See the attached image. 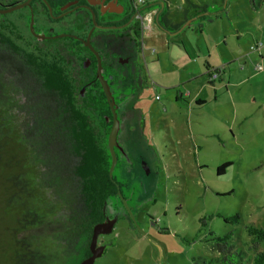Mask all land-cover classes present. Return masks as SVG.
I'll list each match as a JSON object with an SVG mask.
<instances>
[{
  "label": "rangeland",
  "instance_id": "374dc122",
  "mask_svg": "<svg viewBox=\"0 0 264 264\" xmlns=\"http://www.w3.org/2000/svg\"><path fill=\"white\" fill-rule=\"evenodd\" d=\"M119 1L129 4V0ZM133 1L140 6L135 16L138 23L153 22L155 30L143 24L134 34L120 25L102 30L107 36L101 38L99 49L89 41L100 56L101 74L118 120L116 161L110 171L117 191L103 201L102 222L110 230L98 234L96 245L104 251L93 264H219L215 237L229 232L228 245L245 252L234 264H249L253 249L244 227L264 226V107L253 100L257 83L250 77L256 65L264 67L254 50L259 45L252 41L260 29L258 40L264 44V24L256 23L264 20V9L253 13L250 0ZM191 1L201 5L197 13L206 10L210 14L198 18L190 14L184 20L183 10L195 9ZM146 3L153 8L143 12ZM156 7L161 11L158 21L153 20ZM24 12L0 14V19L15 26L14 33L9 28H0V32L17 44L16 36L23 40L27 36ZM84 15L76 32L81 40L93 21ZM163 16L184 21L176 27L161 21ZM160 29L166 34L165 42ZM70 30L65 27L61 33ZM196 30L202 32L199 38ZM140 32L144 33L142 40ZM198 39L206 43L210 60L193 51ZM71 42L62 37L49 46L64 45V51L34 54L62 68L73 86L76 106L89 117L97 145L107 156V106L97 93L101 85L94 83L96 73L82 60L87 54L85 46L91 49L84 42L74 46ZM114 46L118 50L110 52ZM156 57L160 72L152 64L149 67ZM204 60L220 63L223 80L216 90L205 79L182 81L191 67L195 75L203 72ZM216 91L220 99L213 101ZM195 97L210 101L197 111ZM223 164H227L224 171L217 173ZM235 213L238 222L224 221ZM257 249L264 250V240Z\"/></svg>",
  "mask_w": 264,
  "mask_h": 264
},
{
  "label": "trees",
  "instance_id": "16d2710c",
  "mask_svg": "<svg viewBox=\"0 0 264 264\" xmlns=\"http://www.w3.org/2000/svg\"><path fill=\"white\" fill-rule=\"evenodd\" d=\"M161 21L171 23L164 16ZM73 92L56 61L28 53L0 32V264H80L92 254L103 201L117 183L108 175L110 154L97 145ZM97 93L107 106L109 130L112 114L101 87ZM223 219L236 223L239 215ZM244 228L253 249L249 264H264V250L257 249L264 226ZM230 236L215 237L219 264L245 255L228 245Z\"/></svg>",
  "mask_w": 264,
  "mask_h": 264
},
{
  "label": "flooded vegetation",
  "instance_id": "af4514ba",
  "mask_svg": "<svg viewBox=\"0 0 264 264\" xmlns=\"http://www.w3.org/2000/svg\"><path fill=\"white\" fill-rule=\"evenodd\" d=\"M26 1L27 0H0V9H6L20 4H24ZM81 1L82 0H28L27 4H24L22 7L17 8L25 10L22 16H25L27 21V36L26 39L23 40L18 35L16 38H18L17 40L20 42V44H16L28 53L34 54L41 53L46 50L48 51V49H51L54 52L58 53L64 51V48H66L64 45L60 46L57 44H53L49 46L53 40L58 41L61 40L62 37L71 39V46H74L75 43H77L78 41L84 42V40H81L80 36L77 35L76 32L78 26H80V24L85 20L84 14L86 13L87 16L90 15L91 17L89 10L92 11L94 15V20L97 25L101 26H120L125 24L129 20V18L134 15L126 27H129L133 31V33H135V30L139 29L138 19L136 18H138L137 12L139 13L140 6L134 3L133 0H129L128 5L124 2H120L119 0H84V2ZM82 5L88 6L89 10L81 7ZM49 8L51 12H49ZM92 25L93 24L90 19V26ZM65 27H70L71 30L64 31L63 33H61ZM0 28H9L11 32L14 33L13 28H15V26L12 22H9V20L0 19ZM106 29L110 28L95 27L93 30H91L88 42H91L93 48L99 49L95 42V36L98 32H102V34H104L102 30ZM60 34H62V36H60ZM85 48L87 49L88 55L83 54L82 56L84 66L93 68L94 72L96 73V58L95 67H93L89 51L93 55L94 53L91 50H88L86 46ZM95 78L97 79V77ZM97 81L99 83L98 79ZM94 83L96 84V82ZM108 131H110V129ZM99 225L105 226L103 222H101ZM93 249V252L97 253V248H92V250Z\"/></svg>",
  "mask_w": 264,
  "mask_h": 264
},
{
  "label": "crops",
  "instance_id": "0c3cea01",
  "mask_svg": "<svg viewBox=\"0 0 264 264\" xmlns=\"http://www.w3.org/2000/svg\"><path fill=\"white\" fill-rule=\"evenodd\" d=\"M191 6L195 8V9L193 8L194 9L193 12L192 11L187 12L189 9L188 10L187 9L186 10L185 9L183 10V14H184V17L183 18H184V20H186V18L190 14H191V16L193 15L194 18H198V17H200L201 15H204V14H210L206 10L203 11V14L197 13L198 10H200L199 8L201 7V5L199 3H197V2H194L193 1L192 4H191ZM250 7L252 8V12L253 13L258 14V12H260V11H262V9H264V0H260L259 3H255V0H252V2L250 4ZM155 9H157V7ZM160 12L161 11H158V9H157V11H156V13L154 15L153 20L159 19V17H160L159 13ZM256 17H257V15H256ZM183 18H181L180 21H174L173 18L169 17V19L171 20L170 25H177V24H179V22L180 23L183 22L184 21ZM147 23H146V21H142L141 22V20H140V24L138 23L139 29H141L143 27V24L150 25L151 26L150 28L154 29V27L152 25L153 22H149L148 24ZM256 23H257V26H262L260 24H264V20L263 19H259V21H257ZM127 24L125 26H123V27H126ZM128 29H130V28H128ZM163 32L164 31L161 30V29L158 31V33L160 34L161 38L165 42L167 40V37H166V34L163 33ZM257 32L258 33L255 34L254 37H252V41L254 42L253 44H255V46L256 45H259V46H256V49H254V50L258 51L257 54L259 55V60L263 61L264 60V44H260L259 43L260 41L258 40L260 38V37H258L259 36V33L261 34L260 29H258ZM194 33L198 36V38L202 34L201 30L199 32L196 30V31H194ZM238 33H236L237 34V38L239 37V34ZM104 35H105V33L102 34V32H98L96 34V36H95V42H96V45H97L98 48H100V46H101V38H103ZM110 35L112 36L113 34H110ZM143 35H144V33L140 32L139 38L141 40H142ZM105 36H107V35H105ZM224 43H225V41H224ZM108 50L110 52H116L118 50V48H117V46H114V47H110V49H108ZM193 51L195 53L199 54V55H201V53H202L203 54V57H205V58H207L209 60L211 59V55L209 54V51L206 48V43L204 41L201 42V43H199V39H198L196 41V43H195V49ZM150 52L151 53H154L155 51L153 50V51H150ZM158 60H159L158 57H156L154 61H151L149 63V67L152 64L153 65V69L155 71L156 70L157 71L159 70V72H160V69H158L159 68L158 67L159 64H156V63H158ZM219 65H220V63H216V62L210 63L208 60H204V63H203V68H204L203 69V72L199 73L198 75H195L192 72L193 68L191 67L189 70L188 69L186 70V73L185 74H187V76L182 81H184L185 84H186V83H189V82H194V81H197V80H204L205 79L207 81V83L210 84L216 90V89H218L219 85L221 84V81L223 80V78L221 77V73L219 74V72H218L219 75H217V77L215 79H212L211 78V73L213 72L212 69L217 68L219 70ZM184 67H183V69L185 70ZM256 67H257V65H256ZM256 67H255V69L250 70V77L253 78V80L255 81V83H257V88L254 90V93H253V95H254L253 100L257 101L258 104L261 102L259 107H261V106L264 107V69H263L264 67L262 69H257ZM241 70L246 72L245 68L244 69H241ZM209 72H210V74H209ZM209 76H210V78H209ZM217 92L218 91L214 92V96L212 97L211 100L217 101V100L220 99V96H219V94H217ZM187 95H189V93ZM181 97H184V95L181 94L180 95V98ZM209 101L210 100H205V99H201V98L199 99L198 97H195L193 99V103H195V107L197 108L195 110H197V111L198 110L199 111L202 110L209 103ZM137 102L138 101H136V104H137ZM139 106H143V105L140 104ZM192 110H194V108H192ZM141 112H142V114H144V111L143 110ZM145 125H146V121L143 123L142 131H144ZM134 130H136V129H134ZM126 138H127V136H126ZM108 230H110V228L108 227V225H105V226L104 225H98V227H97L98 234L106 233V232H108ZM96 239H97V237H96ZM96 244H97V240H96ZM96 244L92 248H97L98 251L96 253L97 254L96 257H98L101 254V252H103L104 250L99 249L96 246ZM93 251H94V249H93ZM95 258H94V260H95ZM94 260H93V262H94Z\"/></svg>",
  "mask_w": 264,
  "mask_h": 264
},
{
  "label": "water",
  "instance_id": "95a60500",
  "mask_svg": "<svg viewBox=\"0 0 264 264\" xmlns=\"http://www.w3.org/2000/svg\"><path fill=\"white\" fill-rule=\"evenodd\" d=\"M27 3H28V0L24 4H27ZM24 4H20V5H17V6H13V7H10V8H6V9H0V13L10 12L12 10H15L17 8L22 7ZM81 7L86 8L87 10H89L88 6H86V5H82ZM49 12H51L50 11V8H49ZM89 12H90L91 17H92V20H93L92 21V24L93 25H92V27H91V29H90L87 37L84 39V43L90 47L91 51L95 55V58H96V77L99 80V83H100V85L102 87L103 93L105 95L106 101L108 103V106H109L110 111H111V114H112V124H111L110 131H109V134H108V148H109L110 157H111V162H110L111 164L109 166L108 175L111 176V172L110 171L112 170V168H113V166L115 164V161H116V155H115V152H114V147H116V134H117V130H118V120L116 118L115 104H114V100H113V97L111 95L109 86L107 84V81L103 78V76L101 74V61H100V57H99L97 51H95L91 47V45L88 42V39H89V35H90L91 30H93L95 27H97V28H110V29H114L116 27L125 26L127 23L126 24H123L121 26H115V25H111V26H101V25H97V23L94 20V15H93L92 11L89 10ZM123 202L125 204V201L124 200H123ZM97 227H98V225L94 228V231H93L92 241H91V245H90L91 248L96 244V237L98 235ZM96 255L97 254L94 253L93 250H92L91 256H89L88 258L82 260L80 262V264H92L94 258L96 257Z\"/></svg>",
  "mask_w": 264,
  "mask_h": 264
},
{
  "label": "built area",
  "instance_id": "2783aa9c",
  "mask_svg": "<svg viewBox=\"0 0 264 264\" xmlns=\"http://www.w3.org/2000/svg\"><path fill=\"white\" fill-rule=\"evenodd\" d=\"M256 68H257V69H260L259 66H257ZM216 76H217V72H214V71H213V72L211 73V78L214 79Z\"/></svg>",
  "mask_w": 264,
  "mask_h": 264
}]
</instances>
